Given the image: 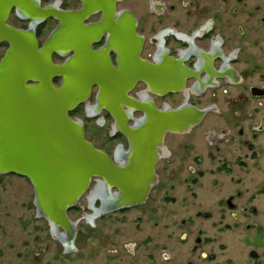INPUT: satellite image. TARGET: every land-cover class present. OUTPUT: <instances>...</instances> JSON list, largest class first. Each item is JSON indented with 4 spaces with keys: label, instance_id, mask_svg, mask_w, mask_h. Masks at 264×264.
Segmentation results:
<instances>
[{
    "label": "flooded vegetation",
    "instance_id": "obj_1",
    "mask_svg": "<svg viewBox=\"0 0 264 264\" xmlns=\"http://www.w3.org/2000/svg\"><path fill=\"white\" fill-rule=\"evenodd\" d=\"M39 1L82 7L81 0ZM94 6L87 22L102 17L104 0ZM112 7L133 18L146 74L156 65L162 74V95L144 81L132 95L146 92L159 109L190 106L204 115L188 130L165 133L142 204L112 208L107 201L117 190L93 176L67 211L73 229L55 228L37 215L30 183L32 217L43 223L34 225L27 259L19 255L15 264H264V0H113ZM8 22L30 23L14 10ZM7 47L0 43V54ZM116 57L111 51L113 63ZM100 114L97 125L119 140L111 152L102 149L113 159L127 143ZM0 231H7L1 222Z\"/></svg>",
    "mask_w": 264,
    "mask_h": 264
},
{
    "label": "water",
    "instance_id": "obj_2",
    "mask_svg": "<svg viewBox=\"0 0 264 264\" xmlns=\"http://www.w3.org/2000/svg\"><path fill=\"white\" fill-rule=\"evenodd\" d=\"M81 1L65 11L39 0H0V43L8 45L0 59V175L27 178L37 215L64 229H73L67 211L93 176L117 190L107 201L112 208L142 204L165 133L188 130L204 115L190 106L159 109L146 92L132 95L139 81L163 94L159 66L146 74L139 57L133 18L104 0L101 19L87 22L96 0ZM12 10L30 21L27 28L8 22ZM49 18L57 25L40 42L37 27ZM103 34L105 44L94 49ZM81 104L86 118L106 112L126 149L112 159L88 140L83 120L70 115Z\"/></svg>",
    "mask_w": 264,
    "mask_h": 264
},
{
    "label": "rangeland",
    "instance_id": "obj_3",
    "mask_svg": "<svg viewBox=\"0 0 264 264\" xmlns=\"http://www.w3.org/2000/svg\"><path fill=\"white\" fill-rule=\"evenodd\" d=\"M54 25L52 22L45 24L39 37L40 42ZM2 51L3 49H0V53ZM74 116L83 118L88 140L100 149L112 151L119 140L108 139L107 124L100 126L94 118L85 119L80 108L76 110ZM32 197V188L26 178L11 174L0 175V222L7 229V231H0L1 262L15 264V261L20 259L19 255L23 259L29 256V251L33 246L32 238L35 234L34 225L43 223L42 221L37 222L32 217L34 213ZM48 243L53 244L51 240ZM72 257L73 255H70L69 258ZM77 258L79 256L74 257V259Z\"/></svg>",
    "mask_w": 264,
    "mask_h": 264
},
{
    "label": "trees",
    "instance_id": "obj_4",
    "mask_svg": "<svg viewBox=\"0 0 264 264\" xmlns=\"http://www.w3.org/2000/svg\"><path fill=\"white\" fill-rule=\"evenodd\" d=\"M44 26H45V24H41V25L38 26V28H37V36H38V37H40L41 30L44 28ZM57 81H58L57 79L54 80V82H57ZM78 109H79V108H77V109H75L74 111H72V112L70 113V115H71V116H74V113H75L76 110H78Z\"/></svg>",
    "mask_w": 264,
    "mask_h": 264
}]
</instances>
